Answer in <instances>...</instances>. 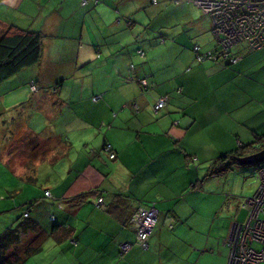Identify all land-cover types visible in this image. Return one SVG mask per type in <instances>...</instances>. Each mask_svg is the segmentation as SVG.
<instances>
[{"label":"crops","instance_id":"obj_1","mask_svg":"<svg viewBox=\"0 0 264 264\" xmlns=\"http://www.w3.org/2000/svg\"><path fill=\"white\" fill-rule=\"evenodd\" d=\"M146 7V0H0V30L15 25L43 35L38 63L0 83V136L4 144L12 136L6 153L26 135L41 141L3 160L28 184L21 214L46 232L68 230L59 242L50 234L23 264L227 263L234 194L221 181L209 192L216 176L206 172L219 155L264 135V81L257 78L264 46L234 47L235 56L249 57L244 70L197 62L193 45L215 47L210 22L191 13L184 30L151 27L147 17L161 8ZM159 97L166 102L154 112ZM42 175L48 188L41 194ZM146 206L157 216L143 249L131 215ZM124 242L132 245L122 252Z\"/></svg>","mask_w":264,"mask_h":264},{"label":"built area","instance_id":"obj_2","mask_svg":"<svg viewBox=\"0 0 264 264\" xmlns=\"http://www.w3.org/2000/svg\"><path fill=\"white\" fill-rule=\"evenodd\" d=\"M81 5L88 0H80ZM203 12L210 14L212 34L217 39V52L207 51L196 53V60H224L228 58L229 48L236 43H245L249 48L264 46V0H189ZM197 52V47H194ZM143 56L142 51H138ZM143 88L148 86L145 78L139 80ZM31 89L34 86L31 85ZM97 96L92 100L96 101ZM166 102L165 97H159L153 111L160 110ZM135 107V105H134ZM104 152L109 158H114L109 144H104ZM258 187L255 193L244 198L240 207L248 209L247 218L243 222H232L225 241L228 248L226 264H264V164L256 172ZM44 195H48L45 191ZM96 206H102L99 197ZM27 212L23 213L26 216ZM157 211L152 206L139 207L131 215L134 227V243L148 248V238L156 221ZM53 220V217L50 218ZM169 227H172L169 225ZM132 243L120 245L122 252L127 251Z\"/></svg>","mask_w":264,"mask_h":264},{"label":"trees","instance_id":"obj_3","mask_svg":"<svg viewBox=\"0 0 264 264\" xmlns=\"http://www.w3.org/2000/svg\"><path fill=\"white\" fill-rule=\"evenodd\" d=\"M93 1L94 3H97V0H93ZM172 1L174 3L180 2V0H172ZM186 1L190 2L189 0ZM86 4L82 6H85ZM205 14L208 16L210 20L209 21L210 33L213 39L215 40V47L208 51L212 53L217 52L218 42L217 39L212 34V23H211L210 14L208 13ZM42 40H43V35L39 32L21 29L20 27L15 25L7 26V29H5L4 32H2L0 35V83L10 78L14 74L18 73L22 69L38 63L41 57ZM160 40H162L163 42V39ZM241 43L233 44L229 48L228 58L224 60L213 59L208 61L218 62V63L225 62L227 63V65L233 64L235 62L236 57H238L237 55L236 56L234 55L233 49L236 45ZM243 44L246 45L245 43ZM194 47L197 46L196 45L192 46L194 58L196 53H205V51H207V50H205L204 52L199 51V47H197V52H195ZM257 49L259 48L253 50H257ZM206 60L207 59L199 60V61L196 60V61L204 62ZM55 89L56 87L53 86L52 87L53 92L55 91ZM11 109H13V107H9L7 110H11ZM7 137L8 138L5 147H7V144L11 140L12 136L10 137L7 136ZM38 141H41V139L32 135L31 136L26 135L22 139L18 140L17 143L9 150L10 152L8 153L18 154L21 152L19 151L20 150L19 148L25 146L30 147L29 145H31V143L34 142L36 143ZM258 144H261L263 146L262 148H264V135H261L259 137L257 136L255 138L254 143L240 146L232 151H228L213 159L210 162L209 169L206 172V175L218 176L227 172L228 170H231L233 166L239 165L236 160L238 157L260 150L261 148H257ZM24 180L27 182L30 181L31 178L27 177ZM86 195L87 194H81L77 198L83 199L85 198ZM243 200L244 198L242 199V201L236 200V207L239 208L240 210L241 209L245 210L246 211L245 218H247L248 209L240 207ZM25 212H27L28 214V211ZM244 220H238V218H236V220L234 221L243 222ZM67 231L68 230H65L60 234H56L55 226H53L51 231L46 232L38 225L37 222H35V220L32 217H29L28 215L24 217L22 214L20 217L17 218L14 226L5 228L3 232L0 234V264H23L26 261V259L41 251L42 243L48 236H50V234L52 235V237L56 242H59L68 235Z\"/></svg>","mask_w":264,"mask_h":264},{"label":"rangeland","instance_id":"obj_4","mask_svg":"<svg viewBox=\"0 0 264 264\" xmlns=\"http://www.w3.org/2000/svg\"><path fill=\"white\" fill-rule=\"evenodd\" d=\"M151 1L152 0H146V5L148 7L153 5L154 9L156 10L161 8V14L157 15L156 19L153 20L152 18L147 17L146 24L151 27H158L159 25L163 24L164 26L173 25V27L177 28L179 31L184 30L183 26L186 27V21L191 13H193V18L199 20L200 22L204 21V19H206V22L204 21L205 23H207V21H210L208 16L203 13V11L199 7L186 0H180L179 3H174L172 0H154L152 2ZM148 7H146V10H149ZM5 29H7V27H2V29L0 30V35L2 32H4ZM239 52H241V54L237 55L238 57H236L235 62L233 64L238 63L237 65H239V69L244 70L247 66L246 63H248L249 61V57L243 59L246 57L245 55H242L244 51ZM259 67L260 69L263 68L261 70H264V60L260 63V66H258V68ZM257 78L264 81V71H262L261 76H257ZM32 85L34 86L33 83ZM7 86L11 87V82L6 83L5 87ZM3 89L4 88L2 87L1 91ZM35 90L36 87L34 86L33 91ZM4 136L5 135L2 136L3 138H1L0 136V233L7 226H14L16 223H13L15 221V218H18L22 215L21 213L26 207L25 200L28 188V184L22 182L21 179H18L16 175L12 171H10L11 169L7 167L6 164L9 162V159H7L6 157L4 159L6 162L3 160L5 154L6 156H9L10 154L6 153V150H8V148L5 147L6 145L3 141ZM2 142L4 145L2 144ZM262 147L263 146L261 144L257 145V148L262 149ZM23 163L22 161L18 162L19 165ZM263 164L264 161H261L256 164L235 165L231 170H228L227 172L212 178L209 192L215 193L214 189H216V187L213 183L221 181V183H224V185L227 187V194L230 192L231 194H234L231 195L234 196L233 198H228V205L230 206V209L232 211V214L229 217V221L235 218H238V220H244L246 211L243 209L240 210L236 207V200L242 201L243 198L249 197L256 192L258 187L256 172L257 169ZM36 188L37 192L39 190L41 194L44 188H48L47 182L43 175L39 177ZM33 212H35V210ZM39 212L41 214L44 213L42 209H39ZM50 215V213L46 215V221H49L48 218L50 217ZM32 216L34 217V213H32Z\"/></svg>","mask_w":264,"mask_h":264},{"label":"water","instance_id":"obj_5","mask_svg":"<svg viewBox=\"0 0 264 264\" xmlns=\"http://www.w3.org/2000/svg\"><path fill=\"white\" fill-rule=\"evenodd\" d=\"M236 160L239 165L256 164L264 161V148L256 152L238 157Z\"/></svg>","mask_w":264,"mask_h":264},{"label":"clouds","instance_id":"obj_6","mask_svg":"<svg viewBox=\"0 0 264 264\" xmlns=\"http://www.w3.org/2000/svg\"><path fill=\"white\" fill-rule=\"evenodd\" d=\"M31 85H32V84H31ZM141 87H142V86H141ZM142 88H143V87H142ZM31 90H32V89H31ZM133 213H134V212H133ZM133 213H132V214H133ZM155 222H156V221H155ZM154 225H155V224H154Z\"/></svg>","mask_w":264,"mask_h":264}]
</instances>
